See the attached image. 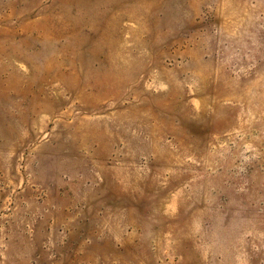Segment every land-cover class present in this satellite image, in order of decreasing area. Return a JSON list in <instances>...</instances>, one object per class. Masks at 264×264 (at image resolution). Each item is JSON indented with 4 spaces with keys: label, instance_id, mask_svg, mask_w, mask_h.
Here are the masks:
<instances>
[{
    "label": "rangeland",
    "instance_id": "374dc122",
    "mask_svg": "<svg viewBox=\"0 0 264 264\" xmlns=\"http://www.w3.org/2000/svg\"><path fill=\"white\" fill-rule=\"evenodd\" d=\"M0 264H264V0H0Z\"/></svg>",
    "mask_w": 264,
    "mask_h": 264
}]
</instances>
